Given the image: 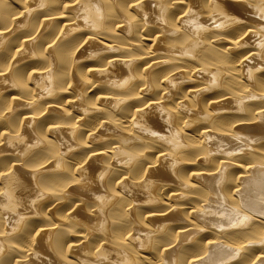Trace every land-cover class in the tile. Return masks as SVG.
I'll list each match as a JSON object with an SVG mask.
<instances>
[{
	"label": "bare ground",
	"instance_id": "6f19581e",
	"mask_svg": "<svg viewBox=\"0 0 264 264\" xmlns=\"http://www.w3.org/2000/svg\"><path fill=\"white\" fill-rule=\"evenodd\" d=\"M0 264H264V0H0Z\"/></svg>",
	"mask_w": 264,
	"mask_h": 264
}]
</instances>
